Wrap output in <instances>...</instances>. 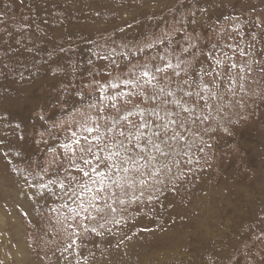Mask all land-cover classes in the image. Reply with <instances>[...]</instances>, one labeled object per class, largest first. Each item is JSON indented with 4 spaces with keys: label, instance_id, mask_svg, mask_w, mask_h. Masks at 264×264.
Here are the masks:
<instances>
[{
    "label": "rangeland",
    "instance_id": "obj_1",
    "mask_svg": "<svg viewBox=\"0 0 264 264\" xmlns=\"http://www.w3.org/2000/svg\"><path fill=\"white\" fill-rule=\"evenodd\" d=\"M0 122V264H264V0H0Z\"/></svg>",
    "mask_w": 264,
    "mask_h": 264
},
{
    "label": "bare ground",
    "instance_id": "obj_2",
    "mask_svg": "<svg viewBox=\"0 0 264 264\" xmlns=\"http://www.w3.org/2000/svg\"><path fill=\"white\" fill-rule=\"evenodd\" d=\"M143 1V2H142ZM174 1H176V0H141V3L142 4H144L145 3V5H147V6H155V5H158L159 7H168L172 2L174 3ZM218 1V0H217ZM224 1V0H223ZM230 2V1H229ZM135 3V2H134ZM201 3V2H200ZM128 4H130L129 2H128ZM133 6H127L126 8L127 9H130V8H132ZM209 7H211V6H208V9H209ZM232 7V6H231ZM143 8V7H142ZM115 9V8H114ZM165 9V8H164ZM252 9V8H251ZM119 10H121V9H119ZM122 11V10H121ZM117 12V11H116ZM120 14H122V13H120ZM22 87H24V86H22ZM32 90V89H31ZM21 91V90H20ZM23 91V90H22ZM16 93V92H15ZM23 94V93H22ZM15 95V94H14ZM13 95V96H14ZM3 97V96H2ZM12 98V97H11ZM6 99V98H5ZM12 101V100H11ZM13 102V101H12ZM3 103V102H2ZM14 103V102H13ZM10 104V103H9ZM16 104V103H15ZM6 105V104H5ZM4 105V106H5ZM16 106V105H15ZM6 107H7V105H6ZM3 122H0V130H2V128H3ZM4 135V134H3ZM10 137V136H9ZM11 139V138H10ZM1 157V156H0ZM3 157V156H2ZM1 162V161H0ZM2 163V162H1ZM1 165V164H0ZM264 184V183H263ZM2 185V184H1ZM256 198V197H255ZM254 200V199H253ZM264 200V199H263ZM30 202V201H29ZM248 202V201H247ZM224 203V202H223ZM244 205V204H243ZM211 213V212H210ZM250 213V212H249ZM211 215H213V214H211ZM206 228V227H205ZM204 228V229H205ZM189 231V230H188ZM201 231V230H200ZM195 232V231H194ZM205 233V232H204ZM203 233V234H204ZM184 238V237H183ZM177 241V240H176ZM175 244V243H174ZM125 245V244H124ZM164 245V244H163ZM126 246V245H125ZM124 246V247H125ZM128 246H132V245H128ZM129 247H127V249H128ZM133 248V247H132ZM193 249V248H192ZM130 250V249H129ZM134 249H132L130 252L128 251V250H126V251H128L129 253L128 254H124V253H118V252H116V253H114V251L113 252H111L110 251V253H109V258L107 259V261L106 262H104V263H102V264H128V261H129V257H130V254L132 253V252H134L133 251ZM136 250H137V248H136ZM26 252V251H25ZM135 253V252H134ZM29 254V253H28ZM104 255V254H103ZM132 255H133V253H132ZM95 256V255H94ZM93 256V257H94ZM98 258V257H97ZM30 259V258H29ZM95 259V258H94ZM92 260V259H91ZM39 261H40V258H39ZM90 261V260H89ZM30 262V261H29ZM72 262V261H71ZM101 262V261H100ZM28 264V263H27ZM74 264V263H73ZM89 264H94L93 262H90ZM101 264V263H100Z\"/></svg>",
    "mask_w": 264,
    "mask_h": 264
},
{
    "label": "snow or ice",
    "instance_id": "obj_3",
    "mask_svg": "<svg viewBox=\"0 0 264 264\" xmlns=\"http://www.w3.org/2000/svg\"><path fill=\"white\" fill-rule=\"evenodd\" d=\"M158 70H159V69H158ZM149 83H150V82H149ZM113 87H117V85H113ZM169 94H170V93H169ZM188 95H191V94L188 93ZM184 111H188V109H184ZM138 127H139V128L147 127V124L144 123V124L139 125ZM86 131L91 132L92 129H91V128H87ZM121 135H123V133H121ZM137 139H139V137H138ZM77 143H78V142H77ZM147 143H152V141H151V140H148ZM153 146L156 147V145H153ZM137 147H138V145H134L133 148H132V151L135 152ZM158 150H159V149H158ZM85 151H90V149H85ZM97 159H99V157H97ZM127 159H128V161L131 162V163H136V160H135L131 155H129V156L127 157ZM84 162H85V163H89V161H87V160H85ZM107 166H108V165L106 164L105 167H107ZM93 170L95 171V169H93ZM124 170H125V171H128L127 168H125ZM138 170H139V169H137V171H138ZM80 171H82L83 174H84L85 176L88 175V173H87L86 171H84L83 169H81ZM61 187L63 188V185H61ZM98 191H101V192H102L103 189H99ZM85 211H87V209H85ZM112 211H115V209H112ZM101 227H103V225H101ZM93 231H95V229H93ZM72 243L74 244L75 241H73ZM70 246H71V245H70Z\"/></svg>",
    "mask_w": 264,
    "mask_h": 264
}]
</instances>
